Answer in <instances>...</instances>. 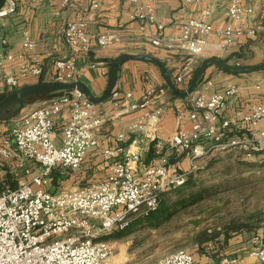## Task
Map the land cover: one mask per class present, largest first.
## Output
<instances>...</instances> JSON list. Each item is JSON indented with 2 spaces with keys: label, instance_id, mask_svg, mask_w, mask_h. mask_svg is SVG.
<instances>
[{
  "label": "built area",
  "instance_id": "1",
  "mask_svg": "<svg viewBox=\"0 0 264 264\" xmlns=\"http://www.w3.org/2000/svg\"><path fill=\"white\" fill-rule=\"evenodd\" d=\"M127 1L133 6L130 18L139 20L142 30L155 23L158 29L164 28L157 21L151 0ZM184 1L200 3V13L188 19L177 36L155 35L152 39L155 45L179 46L198 58L211 43L213 34L221 37L223 45H231L244 36L260 38L264 43V0L259 6L260 21L239 27L234 26L236 21L255 12L243 0ZM91 3L98 6L96 0ZM219 4L227 9L228 23L216 29L211 16ZM16 12V0H0V19ZM62 34L69 51L55 62L56 71L51 78L54 81L77 80L80 56L90 53L94 46L112 45L122 36L119 30L90 31L84 15L69 21ZM20 44L22 51L6 49L0 56V94L19 88L25 79L39 77L44 72L43 63L33 53L37 40L28 28L23 29ZM7 45L8 40L3 38V49ZM194 70L185 67L174 77L175 82L186 89ZM151 93L132 107L147 106ZM239 93L240 86L235 82L215 93L196 86L188 102L178 108V129L172 134L169 148L158 137L164 108L158 106L147 111L130 124V130L141 133L154 145L156 155L148 165H142V152L125 149L122 143L126 134L120 133L117 143L103 150L108 169L104 179L56 190L44 188V176H49L57 166L80 169L89 152L99 145L97 133L103 118L97 115L95 104L77 90L53 94L35 107L22 106L10 134L0 139V156L18 160V166L27 174V179L16 187L0 177V264H112L117 247L109 236L125 230L136 217L156 211L161 194L184 185L188 175L199 168L198 159L223 149H238L243 155L264 158V128L258 127L264 119V103L252 97L241 99L239 108L231 115L225 114L229 101ZM112 95L119 97L120 93L114 90ZM64 113L69 116L58 139L56 121ZM186 119L191 122L189 131L183 128ZM236 128L246 130L233 134ZM172 155L186 157L189 167L179 172L172 164ZM30 161L39 163L41 171H34ZM252 241L251 254L256 257V264H264V234L254 235ZM235 261L225 256L219 264ZM142 264L216 263L210 258L197 259L194 252L179 248L159 260Z\"/></svg>",
  "mask_w": 264,
  "mask_h": 264
},
{
  "label": "crops",
  "instance_id": "2",
  "mask_svg": "<svg viewBox=\"0 0 264 264\" xmlns=\"http://www.w3.org/2000/svg\"><path fill=\"white\" fill-rule=\"evenodd\" d=\"M91 1L41 0L36 3L32 0H16L17 12L12 15V26L3 36L8 40V45L5 49L2 46L0 56L6 49L14 52L22 51L20 44L22 31L28 28L37 40V48L33 53L37 54L43 63L45 78L51 80L56 71L57 58L65 56L69 51L62 29L69 21L76 20L78 15H84L88 29L92 32L108 30L122 32L120 40L116 43L106 47L94 46L90 53L79 57L77 78L83 81L95 96H101L105 92L110 77L111 59L122 53L153 55L165 63L173 77L181 73L185 67L195 69L200 65V60L203 61L208 56L228 59V62L234 65H255L264 62V43L260 38L238 37L231 45H223L221 37L213 34L211 43L203 55L198 58L191 56L179 46L167 48L153 43L152 39L155 35L174 37L181 34L183 24L200 13L202 9L200 3L188 4L184 0H151L150 2L156 8L157 21L163 23L164 28L158 29L155 23L147 25L146 29L142 30L141 22L130 18L133 6L127 0H96L98 2L96 7ZM262 1L243 0L244 4L253 7L255 12L245 15L242 20L236 21L234 26L257 24L260 21L259 6ZM226 10L225 5L219 4L214 7L211 21L216 29L226 27L228 23ZM41 76L25 79L22 85L36 82ZM229 82L237 83L240 86V93L238 97L229 101L226 115H231L235 109L239 108L238 104L241 99L252 97L264 103V70L237 75L211 64L198 81L197 86L207 87L209 93H215L223 90ZM258 84H260L259 89L256 88ZM114 90L120 93L119 97L112 95L109 100L95 104V111L103 118V124L97 133L99 145L89 152L84 162L86 169L83 176H87L86 172H95L92 177L88 178L86 184L98 182L107 176L108 169L102 153L106 147L117 143L120 133L126 134V139L122 143L126 150L142 152L143 166L151 162L153 155L149 154L152 143L143 138L141 133L132 132L130 124L158 106L164 108V117L160 124L158 137L165 147L169 148L172 134L178 129L176 122L178 108L189 100L188 97L174 98L169 88L166 87L165 79L159 68L152 62L140 59H128L119 64ZM150 91H152L149 95L151 99L147 106L132 107L134 103L143 102ZM68 116V113H64L56 121L58 139H60ZM14 120L15 118L0 120V139L10 134ZM258 127L264 128V119ZM183 128L185 131L190 130L191 122L188 119L185 120ZM245 130L236 128L233 134H240ZM10 160V168L0 169V177L6 178L10 172L20 171L17 160ZM185 160L189 163V160L183 157L182 162ZM252 240L253 237L245 231L235 234L227 244H223L221 236L217 244L208 246L207 253L199 250L194 255L202 260L210 258L215 263L217 260L220 263L223 257L228 256L236 259L231 264H256L257 259L251 254ZM211 253H216L217 257L214 258Z\"/></svg>",
  "mask_w": 264,
  "mask_h": 264
},
{
  "label": "rangeland",
  "instance_id": "3",
  "mask_svg": "<svg viewBox=\"0 0 264 264\" xmlns=\"http://www.w3.org/2000/svg\"><path fill=\"white\" fill-rule=\"evenodd\" d=\"M11 23L12 16L0 19V52L2 38L11 28ZM47 98L46 94L35 96L22 106L35 107ZM182 159L181 156L172 155V164L179 172L187 169L189 164L186 160L182 162ZM199 161L197 170L202 169L201 165L207 166L197 173L201 179L198 183L208 188V194L171 216L160 218L157 223L150 224L144 218L141 224L129 231H115L109 236L117 247L116 256L111 259L112 264L155 261L179 248L189 249L195 254L199 249L194 235L197 229L203 227H224L235 223V227L239 226L241 231L249 233L251 237L264 234V160L258 155L250 157L234 152V149H223ZM29 164L34 171H41L39 163L30 161ZM85 165L78 170L62 168L65 175L69 176L59 182L57 187H54L50 175L44 176V188L56 190L74 184H86L95 172H86L87 176H83ZM9 166V160L0 156V169H8ZM21 168L20 171L10 172L11 181H17L18 185L27 179V174ZM177 200L179 198L170 203Z\"/></svg>",
  "mask_w": 264,
  "mask_h": 264
},
{
  "label": "water",
  "instance_id": "4",
  "mask_svg": "<svg viewBox=\"0 0 264 264\" xmlns=\"http://www.w3.org/2000/svg\"><path fill=\"white\" fill-rule=\"evenodd\" d=\"M128 59H140L154 63L159 68L167 86L173 95L178 98H185L193 93L198 81L202 78L207 67L211 64L217 65L228 72L239 74L264 70V62L255 65H233L220 57L208 56L201 62L198 69L192 75L188 87L186 89H181L180 86L175 82L174 77L168 67L159 58L146 53H122L111 59V71L108 86L101 96L93 95L89 87L81 80H47L45 78V73H43L38 81L22 85L19 88L8 92L6 96L0 100V120H9L15 118L21 113L22 105L24 103L28 102L29 99L35 96H40L46 93L77 90L84 94L85 97L94 104L105 102L112 97V93L116 87L119 64ZM216 264H219V260L216 261Z\"/></svg>",
  "mask_w": 264,
  "mask_h": 264
},
{
  "label": "trees",
  "instance_id": "5",
  "mask_svg": "<svg viewBox=\"0 0 264 264\" xmlns=\"http://www.w3.org/2000/svg\"><path fill=\"white\" fill-rule=\"evenodd\" d=\"M228 61V59H226ZM237 65V64H235ZM239 65H245V64H239ZM199 65L195 68L193 74L198 69ZM192 74V75H193ZM239 75V73H233ZM191 78L188 80V83L190 82ZM166 87L167 84H166ZM169 88V87H168ZM181 89H184L180 86ZM170 90V89H169ZM59 92L55 93H46V96L50 97L53 94H57ZM171 95L174 98H177L170 90ZM7 93L0 94V100L6 96ZM44 95V94H43ZM234 152H238L240 154H243L242 151L238 149H234ZM149 155H156V149L154 145L150 148V154ZM216 161V158H214ZM264 160V158H262ZM207 166V165H206ZM199 170L194 171L193 173H190L187 177L186 183L182 186L173 187L167 191H164L160 196V206L159 208L148 214L136 217L133 219V221L130 223V225L123 230L129 231L132 228L136 227L137 225L141 224L144 220V218L148 220V223L154 224L157 223V221L160 218H163L165 216L169 217L172 214L178 212L180 209L185 208L186 206L198 202L203 196H206L208 194V188L200 186L199 181L201 180L199 177H197V173L205 169V167ZM61 166H57L51 170L50 176L52 183L54 187H57V184L61 182L62 180L68 178V174L65 175V172L62 170ZM70 169V168H68ZM73 170V169H71ZM5 183L10 184L12 187H16L18 185L17 181H11V175L8 174V176L4 179ZM50 189V188H48ZM52 190V189H50ZM55 190V189H54ZM174 196H176L174 198ZM174 203H170L174 199H178ZM143 219V220H142ZM235 223H229L228 225L224 227H203L197 229L195 235H194V241L198 244V249L200 251H203L204 253H207V248L210 244H217L219 242V237H223V244H227L229 240L237 233L243 232L239 228V226H234ZM211 256L214 258L217 257L216 253H211Z\"/></svg>",
  "mask_w": 264,
  "mask_h": 264
}]
</instances>
